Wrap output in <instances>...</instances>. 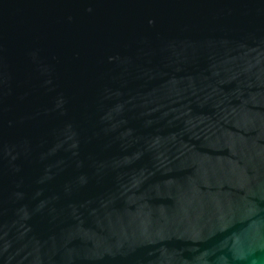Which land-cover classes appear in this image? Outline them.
<instances>
[{
	"label": "water",
	"instance_id": "1",
	"mask_svg": "<svg viewBox=\"0 0 264 264\" xmlns=\"http://www.w3.org/2000/svg\"><path fill=\"white\" fill-rule=\"evenodd\" d=\"M0 264H264V0H0Z\"/></svg>",
	"mask_w": 264,
	"mask_h": 264
}]
</instances>
